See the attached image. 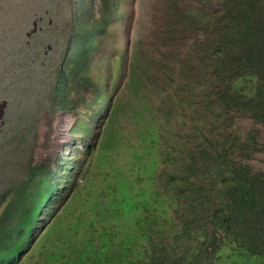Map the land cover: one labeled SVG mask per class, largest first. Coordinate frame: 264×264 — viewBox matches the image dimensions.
I'll use <instances>...</instances> for the list:
<instances>
[{"label":"rangeland","instance_id":"1","mask_svg":"<svg viewBox=\"0 0 264 264\" xmlns=\"http://www.w3.org/2000/svg\"><path fill=\"white\" fill-rule=\"evenodd\" d=\"M174 1L180 15L187 10L192 18L218 10L214 0ZM157 5L158 0H0V211L33 165L42 164L58 184L37 225L47 221L21 264H42L47 254L81 242L89 227L111 233L116 246L128 230L145 233L136 264L232 260L231 242L213 219L221 199L208 174L212 158L189 161L183 153L202 145L213 154V139L230 131L250 143L251 152L240 154L238 163L264 172V125L241 109L231 110L227 121L207 108L203 101L216 78L204 77L201 31L186 30L183 39L186 21L168 39L156 34L168 23ZM95 29L99 48L91 54L90 76L108 81L104 116L96 109L105 101L92 102L97 93L86 91L71 73L75 43L81 48L78 41ZM82 121L90 135L71 133ZM106 126L115 138L109 147L103 145ZM67 177L71 181L62 184ZM172 178L177 184L188 178V188L171 187ZM114 199L126 208L135 203L129 215L119 208L120 218L113 217ZM52 210L56 217L48 218ZM90 261L86 256L84 263Z\"/></svg>","mask_w":264,"mask_h":264},{"label":"trees","instance_id":"2","mask_svg":"<svg viewBox=\"0 0 264 264\" xmlns=\"http://www.w3.org/2000/svg\"><path fill=\"white\" fill-rule=\"evenodd\" d=\"M174 3V0H158V11L163 18L168 17L169 27L160 28L156 34L168 39L175 33V27L186 21L188 22L182 26L181 31L183 39L187 37L186 30L201 31L199 45L202 53L199 60L204 64V77L208 76L211 80L216 78L214 84L212 81L204 104L207 108H213L214 114L223 116L227 121L232 119L231 110L238 109L235 103L249 105L252 107V115L264 124V0H214L218 10L213 11V16L198 12L196 18H192L194 12L187 10H184L185 16L180 15L179 8L175 7ZM187 15L191 17L187 19ZM209 23L213 24L211 30ZM98 37L99 33L95 29L93 36L87 37L86 41H78L81 48L77 49L75 43V57L71 58L70 62L73 64L72 78H77L86 91L97 93L91 99L92 102L105 101V105H99L96 109L104 113V116L109 108L106 93L103 92L108 81L101 78L93 80L90 76V58L96 47L99 48ZM94 47L96 49H93ZM165 76L169 78L168 75ZM63 78L61 76L58 79L59 87H62ZM66 80L69 81V78ZM257 80L263 84L254 89L252 84ZM134 83L136 88L140 86L138 79H135ZM101 86L103 88L99 89ZM51 103V110L55 112V100ZM76 131L84 136L90 135L89 127H86L83 121L79 124L75 122L71 126V133ZM112 133L106 126L103 139L105 147L113 143L115 138L111 136ZM232 133H221L213 140V154L207 153L205 147L199 149L201 156L212 158V166L210 165L208 170L213 186L218 190L220 202L223 203L213 211V219L217 226L224 230L227 238H224L225 242H231L229 255L232 260L227 264H264V173L250 168L249 165L238 163L237 157L243 153L249 154L251 151L248 148L251 147L242 139H234ZM102 157L107 158L106 152ZM65 172L62 174H66ZM177 174L183 177L180 172ZM69 178L61 183L66 185L71 181ZM168 182L171 187L177 185L181 189L188 188L189 185V179L179 184L173 178ZM57 189L58 184L49 179V172L42 164L33 165L27 173V178L16 184V197L0 211V264H21L20 256L34 238L36 231L46 221L40 226L37 225L40 213L49 204V198L55 196ZM127 189L130 192V189ZM134 238L135 236L130 237L133 244ZM82 256L83 253L79 255ZM253 256H256V259H253ZM53 258L55 257L52 253L47 254L42 264H57ZM94 258L91 257L92 264H101ZM125 258L124 255L114 257L110 264H126ZM69 263L78 264L75 261Z\"/></svg>","mask_w":264,"mask_h":264},{"label":"clouds","instance_id":"3","mask_svg":"<svg viewBox=\"0 0 264 264\" xmlns=\"http://www.w3.org/2000/svg\"><path fill=\"white\" fill-rule=\"evenodd\" d=\"M187 16H188L187 19H189L191 17V15H187ZM184 19H185V17H184ZM256 82H257V84H259V86H261L263 84V82L260 80H257ZM256 82H254V83H256ZM235 107H238V109H241L245 114H249V116H251L256 122L264 125L262 122H260L258 120V118H256L254 115H252V113H251L252 107H250L249 105H244L242 103H235ZM238 109H233V110H238ZM111 122H112V120H111ZM143 134L144 135L148 134V135L152 136V139H153L152 134L145 133V132H143ZM232 134L234 135V139L239 138L241 140V138L238 136V134H235V133H232ZM213 140H215V139H213ZM250 140H251V142L254 141L252 136L250 137ZM243 142H245V141L243 140ZM246 144L248 146H250V143H246ZM200 148H203V146L201 145V147H199L198 149H195V150H191V148L185 150L183 153V158L190 161V160H193L195 158V156L201 157V155L199 153ZM147 151H148V148H147ZM181 151L178 153L179 158H180ZM171 154H173V153L171 152ZM151 162H150V164H151ZM153 164H154V162L152 163V165ZM209 167H210V165H209ZM261 173H264V172L261 171ZM208 174L211 176L209 170H208ZM205 175H207V174H205ZM185 179H188V178H185ZM135 196H136V194H135ZM117 201H118L117 199H114L111 203V206L113 209V210H111V214L113 215V217L116 219L120 218L119 208L123 209L122 210L123 215H124V213L129 215L130 210L133 209L135 203H133V204L130 203V205H128L126 208L125 203H123L121 201H120V203H118ZM220 204H223V203L220 202ZM56 207H57V205H56ZM127 215H125V216H127ZM50 216L56 217V212H54L52 210L51 213L49 214V217ZM55 226L56 225H53V226L47 228V230L49 231V230L53 229ZM41 228H42V226H41ZM88 230H89V235L86 238L82 239L81 242H75L69 249L63 250L61 253H58L56 251L51 252L53 254V256L55 257L53 259L57 262V264H70L69 261H75L78 264H85L84 261H85L86 256L95 257L94 260H98V263H101V264L103 262L106 264H110V262L113 261L114 257H118L120 255H124L126 257L125 258L126 264H130L132 262L135 263L136 261H138L140 259V256H141L140 249L139 248L136 249V247H137L139 240L143 237L140 234L138 236V230H135V231L128 230L125 233V235L121 238V241L119 242L118 246L115 245L114 238H113L111 233H107L106 231H99L98 233H95L93 227H89ZM44 236H46V234H44ZM131 236H135L134 244L130 241ZM144 236H145V234H144ZM27 248H28V246H27ZM119 248H120V250H119ZM26 249H25V251H26ZM74 252H76V256L70 257V254H72ZM81 253H83V256L79 257V255ZM147 254L148 253H143V256H147ZM135 255H136V257L131 259ZM253 255H256V254H253ZM21 256H20V263H21ZM63 256H65L66 258H64ZM128 258H129V260H127ZM253 259H256V256H253ZM46 264H48V263H46ZM87 264H92V259Z\"/></svg>","mask_w":264,"mask_h":264}]
</instances>
